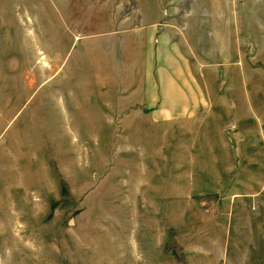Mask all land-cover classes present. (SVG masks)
Wrapping results in <instances>:
<instances>
[{
    "label": "rangeland",
    "instance_id": "1",
    "mask_svg": "<svg viewBox=\"0 0 264 264\" xmlns=\"http://www.w3.org/2000/svg\"><path fill=\"white\" fill-rule=\"evenodd\" d=\"M0 264H264V0H0Z\"/></svg>",
    "mask_w": 264,
    "mask_h": 264
},
{
    "label": "crops",
    "instance_id": "2",
    "mask_svg": "<svg viewBox=\"0 0 264 264\" xmlns=\"http://www.w3.org/2000/svg\"><path fill=\"white\" fill-rule=\"evenodd\" d=\"M164 4V2L159 3ZM159 38V36H157ZM75 43L78 41L75 40ZM158 39L155 41V46H150V50L153 51L152 61L155 59L164 60V47H161ZM162 61L158 60L157 64L153 68L146 71L143 67H139L138 75L142 77H152L153 81L142 82L136 84V94H126L127 97L124 99L127 101L129 107H136L132 109V112L136 114L158 118V119H171L176 117H186L191 110L193 105L200 106L202 102H207V96H205L202 91L200 94L188 92L185 90L184 84H176L174 78L176 77L175 70L170 67V59L168 64L164 67ZM138 70V69H137ZM161 78V82L155 81V77ZM72 99H67L72 108H74V97ZM64 103L65 101L62 100ZM81 103L82 101L79 100ZM89 102V100H88ZM97 103H102L100 99L96 100ZM107 101L103 100V104ZM108 104V103H107ZM81 109V108H80ZM78 109V110H80ZM75 110V109H72ZM89 110V109H88ZM194 110V109H193ZM101 112L100 110H98ZM107 110H102V113H106ZM109 114V113H107ZM100 116V114H98ZM106 115V114H105ZM96 116V113H94Z\"/></svg>",
    "mask_w": 264,
    "mask_h": 264
}]
</instances>
